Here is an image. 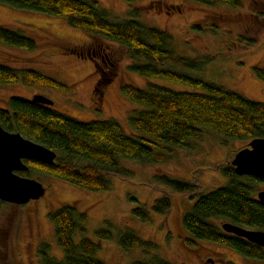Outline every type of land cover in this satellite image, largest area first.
Instances as JSON below:
<instances>
[{"label":"rangeland","instance_id":"374dc122","mask_svg":"<svg viewBox=\"0 0 264 264\" xmlns=\"http://www.w3.org/2000/svg\"><path fill=\"white\" fill-rule=\"evenodd\" d=\"M241 1V7L233 8L222 4L206 6L191 0H98L111 19L133 18L130 12L135 10V19L142 24L170 33L176 53L198 59L209 57L200 69L185 71L188 74L264 102V81L252 72V66H264V19L249 13L264 10V5L260 6L259 0ZM0 24L23 29L37 43L33 50L3 48L0 60L4 64L33 68L68 86L58 90L21 81L0 84V107H5L11 96L31 99L34 94H41L52 100L50 106L77 120L114 119L130 132L128 118L144 106L122 95L123 84L144 90L150 83H156L173 90L201 91L139 75L130 69L133 60L123 45L71 27L62 17L0 2ZM194 24H215L218 29L212 32L207 27L199 31L193 28ZM240 33L256 39L254 45L233 44ZM80 51L89 52V56L77 55ZM246 143L223 140L215 132L205 130L200 138L191 141L190 148L171 149L165 162L124 159L120 164L130 174L110 175L108 188L98 191L33 172L27 177L38 180L45 188L40 198L20 205L0 201V264H40L37 249L41 243L49 244L50 255L60 259L63 251L56 243L48 213L62 204L84 213V235L98 243L96 257L105 264H131L157 258L173 264H264L223 244L192 238L182 226V217L197 199L196 190L174 192L158 178L166 175L195 183L204 191L221 187L227 178L217 166L229 163L234 150ZM261 189L262 184L257 190ZM162 196L171 200L170 209L163 214L152 211L154 201ZM142 205L149 212V220L142 221L133 213L136 206ZM106 222H110L113 239L99 240L95 231ZM125 230H132L152 246L122 248L115 238L119 231ZM79 237L80 233H76L75 241Z\"/></svg>","mask_w":264,"mask_h":264},{"label":"trees","instance_id":"16d2710c","mask_svg":"<svg viewBox=\"0 0 264 264\" xmlns=\"http://www.w3.org/2000/svg\"><path fill=\"white\" fill-rule=\"evenodd\" d=\"M191 1L206 6H242L241 0ZM0 2L21 10L62 17L71 27L123 45L133 60L130 69L143 77L201 88V91H180L150 83L148 89L144 90L123 84L120 87L122 95L131 102L144 106L128 118L130 132H126L114 119L80 121L50 105L11 96L5 107H0L1 126L8 131H18L24 137L49 147L57 155L52 164L24 159L28 169L19 171V174H49L82 189L98 191L108 188L110 175L130 174L120 164L124 159L141 163L165 162L171 149L190 148L191 141L200 138L205 130L215 132L223 140L247 143L253 138L264 137V102L249 99L239 92L185 72L200 69L201 64L209 57L198 59L176 53L170 33L142 24L135 19V10L130 12L133 18L114 20L98 0ZM258 4L263 6L264 1L259 0ZM249 13L258 19H264V10H251ZM207 27L212 32L218 29L215 24L193 25L199 31ZM236 39L238 42L233 40V44H244L245 47H251L256 42V39L242 33ZM5 47L33 50L37 43L23 29L0 24V51ZM252 72L255 77L264 81V66H252ZM18 81L25 85L58 90L68 87L33 68H15L0 60V84ZM246 145L235 149L234 154ZM230 160L229 163L217 166L226 176L227 182L209 191H204L198 184L172 179L166 175L157 177L174 192L191 193L196 190L197 199L182 217V226L192 238L217 242L243 256L264 262V247L225 232L220 227L221 222L228 221L245 228L264 231V203L257 199L258 186L264 185V180L235 174ZM170 206L168 196L158 197L152 205V211L163 214ZM133 213L142 221L150 219L145 205L136 206ZM84 217L83 212H77L69 204H62L48 213L56 243L63 255L57 259L50 255L49 244L41 243L37 249L40 264H105L96 257L98 243L84 235ZM217 221H221L220 224ZM109 227L110 222H106L104 227L95 231L96 237L99 240L113 239ZM76 233H80L77 241L74 239ZM115 239L125 249L152 246L132 230L119 231ZM131 264L173 263L157 258L152 261L136 260Z\"/></svg>","mask_w":264,"mask_h":264},{"label":"water","instance_id":"95a60500","mask_svg":"<svg viewBox=\"0 0 264 264\" xmlns=\"http://www.w3.org/2000/svg\"><path fill=\"white\" fill-rule=\"evenodd\" d=\"M31 100L52 104L51 99L41 94H34ZM56 156V152L49 147L24 137L18 131H8L0 124V201L20 205L40 198L45 192L42 183L18 172L28 169L24 159L52 164ZM230 164L237 175L264 180V137L251 139L233 155ZM257 199L264 203V189L257 191ZM220 227L225 232L264 247L263 230L245 228L228 221L221 222Z\"/></svg>","mask_w":264,"mask_h":264},{"label":"flooded vegetation","instance_id":"af4514ba","mask_svg":"<svg viewBox=\"0 0 264 264\" xmlns=\"http://www.w3.org/2000/svg\"><path fill=\"white\" fill-rule=\"evenodd\" d=\"M77 55L81 56V57H84V55H88L89 56V52H86V54H84L82 51L80 52H77L76 53ZM94 65L96 66V64L94 63ZM3 202V201H2ZM29 202V201H28ZM39 247V246H38Z\"/></svg>","mask_w":264,"mask_h":264}]
</instances>
